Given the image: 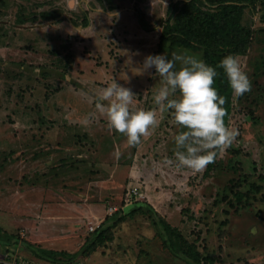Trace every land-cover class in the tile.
I'll use <instances>...</instances> for the list:
<instances>
[{
  "label": "rangeland",
  "instance_id": "374dc122",
  "mask_svg": "<svg viewBox=\"0 0 264 264\" xmlns=\"http://www.w3.org/2000/svg\"><path fill=\"white\" fill-rule=\"evenodd\" d=\"M172 1L0 0L2 231L75 252L140 185L218 264H264V7L245 14L253 42L211 161L218 105L185 112L202 52L158 49ZM113 233L84 264H187L144 212Z\"/></svg>",
  "mask_w": 264,
  "mask_h": 264
},
{
  "label": "trees",
  "instance_id": "16d2710c",
  "mask_svg": "<svg viewBox=\"0 0 264 264\" xmlns=\"http://www.w3.org/2000/svg\"><path fill=\"white\" fill-rule=\"evenodd\" d=\"M260 6L264 7V0H173L169 5V16L163 22L158 41L160 51L180 47L202 52L204 68L201 70V77L190 87L185 112L188 116H195L200 108L208 109L218 105L207 119V131L213 139L214 153L211 161L216 158L223 145V137L234 108L236 58L247 54L253 42L254 31L252 26L244 22L245 14L247 11L256 13L261 9ZM262 18L264 20V13ZM143 25L149 29L148 23L143 22ZM135 202L136 206L128 210L129 204H126L124 197L120 203L121 208L106 216L75 252L47 248L15 233L4 232L0 227L5 237L2 242L16 251L19 250L20 243V246L29 251V255H22L29 258L69 263L76 259L82 260V257L90 255L102 243L112 240L113 228L141 211L149 215L159 230L164 246L177 258L187 264H218L221 260L216 253L205 254L200 250L195 242L190 241L152 204L143 199ZM222 233L220 231V235Z\"/></svg>",
  "mask_w": 264,
  "mask_h": 264
},
{
  "label": "built area",
  "instance_id": "2783aa9c",
  "mask_svg": "<svg viewBox=\"0 0 264 264\" xmlns=\"http://www.w3.org/2000/svg\"><path fill=\"white\" fill-rule=\"evenodd\" d=\"M143 198H145V194L142 191V186L135 185L128 188L125 201L126 204H130L133 203L134 201L141 200ZM118 209L119 208L117 206H111L108 213L112 215ZM98 226L91 225L90 229L95 230ZM3 253L4 255L0 256V264H84V262L81 259H76L69 263H63V262L54 263L45 260H39L36 258H29L27 256L19 254L15 248L13 247L10 248L7 246H5Z\"/></svg>",
  "mask_w": 264,
  "mask_h": 264
},
{
  "label": "crops",
  "instance_id": "0c3cea01",
  "mask_svg": "<svg viewBox=\"0 0 264 264\" xmlns=\"http://www.w3.org/2000/svg\"><path fill=\"white\" fill-rule=\"evenodd\" d=\"M148 202H149V201H148ZM149 203L152 204V205L155 207V209L158 210V211L161 213V209L158 208V205H157L158 201H157L156 199H151ZM135 204H136V202H133V203L127 205V206H128V210L131 209L132 207L136 206ZM78 210H79V207H76V211H78ZM71 219H72V218H71ZM105 219H106V218H105ZM105 219H104V220H105ZM104 220H103V221H104ZM100 221H101V220H100ZM103 221H102V222H103ZM77 222H78V221H76V223H77ZM102 222H101V223H102ZM98 225H100V224H97V226H98ZM87 234H88V235H86V237L90 235L89 233H87ZM86 237H85V240H86ZM44 243L47 244V245H45V247H47V248L58 249V248H56L54 245H52L53 243H52L51 241H46V242H44ZM83 244H84V243H83ZM59 250H62V249H59Z\"/></svg>",
  "mask_w": 264,
  "mask_h": 264
}]
</instances>
